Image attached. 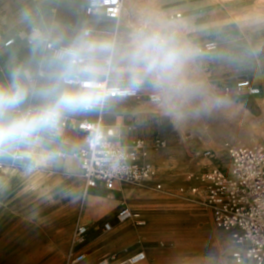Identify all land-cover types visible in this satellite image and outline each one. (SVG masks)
Listing matches in <instances>:
<instances>
[{
  "label": "crops",
  "instance_id": "obj_1",
  "mask_svg": "<svg viewBox=\"0 0 264 264\" xmlns=\"http://www.w3.org/2000/svg\"><path fill=\"white\" fill-rule=\"evenodd\" d=\"M92 1L0 0V86L11 82L16 69L28 73L22 109L43 105L46 98L42 90L55 83L62 71L61 62L46 48V42L70 47L88 31L92 37L115 42L110 63L124 68L127 66L125 54L137 32H159L169 36L162 23L155 20V15L162 21L168 18L169 0H123V12L118 20L107 18L102 11L87 14ZM11 40L13 43L7 46ZM175 40L196 56L200 42L185 38ZM179 79L184 81L185 87L177 89L158 88L150 77L133 86L127 73L111 72L93 78L109 86L139 88L142 96L137 99L107 98L94 109L68 113L62 120H69L70 126L63 127L60 122L58 135L43 134L42 149H19L21 153L27 152L24 158L0 156L8 165L7 171L0 173V264H64L72 244L65 240L61 231L41 229L43 222L56 221L89 226L86 242L76 252L86 256L79 264H97L102 259L118 263L140 251L147 254L143 264H231L226 244L228 239L230 243L231 236L215 226L212 211L201 201L203 188L196 195L199 200L188 204L178 200L169 204L179 208L194 205L198 208L196 213L180 209L165 212L168 205L155 211H150L149 207H142L145 212L138 208V205L149 206L158 198V195L146 198L149 185L160 184L156 176L160 171L173 170L177 157L182 161L179 169L183 173L191 169L199 173L216 162L224 166L229 159L222 144L208 148L210 144L195 140L183 155L163 152L166 141L155 140L161 135L160 123L165 113L166 103L161 96L170 99L172 95L184 94L187 87L199 84L200 77L196 79L192 73L187 75L183 64ZM152 93L160 95V102L149 100L148 95ZM82 120L101 121L103 126L113 128L115 141L125 150H131L135 141L144 140L148 145L147 156L140 157V162L153 166L152 181L146 182L148 185L117 182L112 189L103 185L87 188L80 158L86 139L73 127L74 122ZM160 142L166 145L160 146ZM204 146L214 151L213 161L208 159L210 154L206 155L208 158L203 156ZM161 179L166 184L172 180L169 185L176 183L172 178ZM123 205L140 211L146 226L140 227L135 221L117 223L115 218ZM204 208L211 211L212 217ZM109 221L114 223L113 230L104 232L103 224Z\"/></svg>",
  "mask_w": 264,
  "mask_h": 264
},
{
  "label": "rangeland",
  "instance_id": "obj_2",
  "mask_svg": "<svg viewBox=\"0 0 264 264\" xmlns=\"http://www.w3.org/2000/svg\"><path fill=\"white\" fill-rule=\"evenodd\" d=\"M169 1L171 10L168 18L162 21L159 20L160 16L155 15V20L162 23L164 31L174 39L200 42L196 56L187 51L189 56L184 62L187 75L195 74L196 79L199 76L200 80L196 86L187 87L184 94L172 95L170 99L161 96L166 103L165 113L160 123L161 135L155 137V140L166 141L163 152L183 155L185 152L187 154L195 140L210 144L208 148L222 144L226 152L227 146L264 147V0ZM242 80H250L261 89V94L250 96L238 93L233 87ZM227 88H231L229 92H226ZM250 142H253L252 145H247ZM205 147L202 150L203 156L208 158L207 154H210L208 159L213 161L214 151ZM181 162L177 157L173 170L160 171L156 181L163 184L162 190L149 185L150 191L145 194L146 198L148 195H158V198L152 200L149 206L138 205V208L144 211L142 207H149L150 211H155L168 205L165 212L180 209L196 213L197 206L179 208L169 204L178 200L185 204L199 200L196 196L199 190L193 193V189L204 188V174L214 166L224 171L229 168L228 159L224 166L216 162V165L202 172L196 173L191 169L183 173L179 169ZM161 178H172L176 183L169 185L172 180L166 184ZM141 184L148 185L146 182ZM201 201L204 202V195ZM205 208L204 211H208L211 216V211ZM80 224L61 221L41 224L42 230L61 231L65 240L72 244L69 260L67 258L64 264H69L71 257L83 247L74 245L75 230ZM226 244L231 264H256L252 261L238 263L233 258L237 247L231 237L230 243L228 239Z\"/></svg>",
  "mask_w": 264,
  "mask_h": 264
},
{
  "label": "built area",
  "instance_id": "obj_3",
  "mask_svg": "<svg viewBox=\"0 0 264 264\" xmlns=\"http://www.w3.org/2000/svg\"><path fill=\"white\" fill-rule=\"evenodd\" d=\"M123 0H94L87 7V14L102 11L111 20H118L123 12ZM88 32V31H87ZM89 33V32H88ZM13 40L7 42L11 45ZM69 46H54L46 42V48L52 51L58 59V53ZM59 60V59H58ZM89 82L98 85L101 92L107 93L110 99H136L142 96V91L136 87L109 86L102 81H89L79 78L68 85L86 86ZM238 93L258 96L261 89L250 80H242L233 87ZM231 88H227L229 92ZM151 102L159 101V95L149 94ZM34 109V108H30ZM67 119L61 121L63 127L70 126ZM75 130L85 135L86 147L80 150L81 169L87 188L103 185L112 189L117 182L139 185L155 176V170L149 163L140 162V157L147 156V143L144 140L134 142L131 150H125L115 141V130L105 127L101 121L87 120L73 123ZM102 133L93 142L94 131ZM229 168L224 171L218 166L210 168L203 176L204 202L212 211L215 226L230 234L237 250L233 258L238 262L252 261L264 264V147L263 146H227ZM155 188L162 190V184ZM200 188L193 189L197 193ZM115 221L127 223L135 221L138 226L145 227L146 221L142 213L128 205H123L118 211ZM113 221L105 222L102 230L111 232ZM89 226L80 224L74 234V245L82 246L86 242ZM85 254H75L69 264H79L85 260ZM147 254L140 251L122 262H112L102 259L97 264H143Z\"/></svg>",
  "mask_w": 264,
  "mask_h": 264
},
{
  "label": "clouds",
  "instance_id": "obj_4",
  "mask_svg": "<svg viewBox=\"0 0 264 264\" xmlns=\"http://www.w3.org/2000/svg\"><path fill=\"white\" fill-rule=\"evenodd\" d=\"M114 50V41L84 32L72 46L58 53L62 71L55 83L42 90L46 102L34 109L20 107L27 94L24 81L28 73L14 70L11 82L0 86V156L24 158L27 152L21 153L19 149H42L43 134L58 135L60 122L66 114L91 110L105 102L107 93L101 92L95 83L89 82L77 89L64 86L79 78L91 81L116 72L127 73L133 86L150 77L158 88L185 87L179 77L189 53L173 37L159 32H137L125 54L127 66L124 68L110 63L109 57ZM101 135L98 130L94 131L93 142Z\"/></svg>",
  "mask_w": 264,
  "mask_h": 264
},
{
  "label": "bare ground",
  "instance_id": "obj_5",
  "mask_svg": "<svg viewBox=\"0 0 264 264\" xmlns=\"http://www.w3.org/2000/svg\"><path fill=\"white\" fill-rule=\"evenodd\" d=\"M210 46V45H209ZM213 46V45H212ZM6 48V45L4 46ZM2 49V48H1ZM1 52V51H0ZM9 53V52H8ZM7 54V53H6ZM3 55V54H2ZM1 56V55H0ZM1 62V61H0ZM1 66V65H0ZM4 66V65H3ZM5 68V67H4ZM3 68V69H4ZM137 99V98H136ZM160 102V98H159V101H157L156 103ZM117 139V137H116ZM253 142H250L249 144L247 145H252ZM166 144L164 142H160V146H165ZM8 169V165L6 164V161L4 159H0V173H4L6 172ZM152 180V179H151ZM148 182V181H147ZM163 188V186H162ZM200 192V191H199ZM204 206L205 205V202H202Z\"/></svg>",
  "mask_w": 264,
  "mask_h": 264
}]
</instances>
